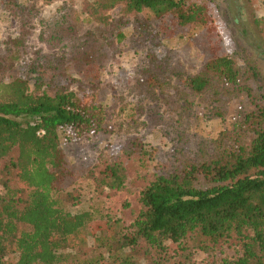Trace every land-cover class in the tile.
Returning <instances> with one entry per match:
<instances>
[{"label":"trees","instance_id":"1","mask_svg":"<svg viewBox=\"0 0 264 264\" xmlns=\"http://www.w3.org/2000/svg\"><path fill=\"white\" fill-rule=\"evenodd\" d=\"M118 3L128 12L167 17L176 26L215 30L207 1L97 0L92 12ZM78 29L73 22L50 36L64 42ZM9 41L12 49L0 58V264H177L186 251H207L231 238L240 253L219 264H264V81L246 59L217 47L197 74L183 79L192 92L209 95L215 116H223L225 97H244L249 106L239 107L211 154L156 175L142 188L141 209L125 226L118 217L96 221L88 211L59 204L72 176L59 130L79 137L101 131L103 105L85 90L50 88L54 84L44 83L40 73L33 89L25 77L11 75L23 49L19 38ZM97 52L84 42L62 70L92 83ZM147 77L156 78L150 72ZM122 170L117 162L106 165L105 186L121 187ZM95 248L103 251L89 256ZM67 249H75L77 258L64 260Z\"/></svg>","mask_w":264,"mask_h":264},{"label":"rangeland","instance_id":"2","mask_svg":"<svg viewBox=\"0 0 264 264\" xmlns=\"http://www.w3.org/2000/svg\"><path fill=\"white\" fill-rule=\"evenodd\" d=\"M96 1L0 0V58L12 49L9 39L17 37L23 52L11 75L25 77L33 89V77L40 73L44 83L54 84L50 88L85 90L103 105L101 131L79 137L71 129L59 130L72 170L59 204L72 212L88 211L96 221L115 216L126 226L141 209L142 188L156 175L211 154L219 133L231 129L239 107L249 106L244 97H225L223 116H215L209 95L192 92L183 79L197 74L219 47L237 52L264 81V0H195L209 2L214 31L176 26L146 10L128 12L124 3L95 14ZM73 22L79 29L64 42L50 36ZM84 42L93 45V54L98 49L92 83L62 70ZM149 72L156 77L151 82ZM114 162L123 168L119 188L104 184L102 171ZM102 251L95 248L89 256ZM190 251L177 264H219L234 259L240 244L231 238L207 251ZM62 256L70 261L78 253L67 249Z\"/></svg>","mask_w":264,"mask_h":264}]
</instances>
